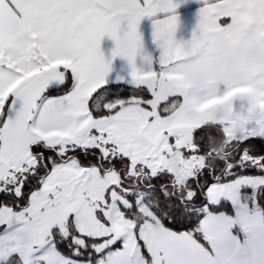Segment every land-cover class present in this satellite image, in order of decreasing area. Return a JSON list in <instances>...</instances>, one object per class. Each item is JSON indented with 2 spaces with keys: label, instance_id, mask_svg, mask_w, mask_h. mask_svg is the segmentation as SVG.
<instances>
[{
  "label": "snow or ice",
  "instance_id": "snow-or-ice-1",
  "mask_svg": "<svg viewBox=\"0 0 264 264\" xmlns=\"http://www.w3.org/2000/svg\"><path fill=\"white\" fill-rule=\"evenodd\" d=\"M201 2L0 0V264H264V0Z\"/></svg>",
  "mask_w": 264,
  "mask_h": 264
},
{
  "label": "crops",
  "instance_id": "crops-1",
  "mask_svg": "<svg viewBox=\"0 0 264 264\" xmlns=\"http://www.w3.org/2000/svg\"><path fill=\"white\" fill-rule=\"evenodd\" d=\"M180 6L177 9L179 16V25L176 32L178 41H189L192 39L193 31L196 28L199 19V9L202 7L201 0H178ZM153 21L151 18H144L139 25V32L143 38L145 48L154 56H158L159 51L152 41ZM115 47L114 42L105 37L101 42V51L106 59L112 60V72L109 74L108 81L117 82V77H125L122 82H128L129 68L127 61L121 57L112 58V50Z\"/></svg>",
  "mask_w": 264,
  "mask_h": 264
},
{
  "label": "trees",
  "instance_id": "trees-1",
  "mask_svg": "<svg viewBox=\"0 0 264 264\" xmlns=\"http://www.w3.org/2000/svg\"><path fill=\"white\" fill-rule=\"evenodd\" d=\"M109 88L117 87L121 93H123L125 96H130L133 93V85H131L128 82H120L119 84L117 82H111L108 83Z\"/></svg>",
  "mask_w": 264,
  "mask_h": 264
}]
</instances>
